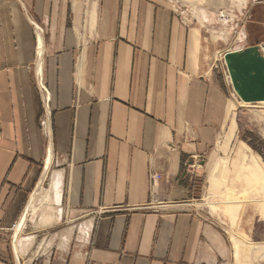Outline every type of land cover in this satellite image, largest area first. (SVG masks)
Here are the masks:
<instances>
[{
  "label": "crops",
  "instance_id": "crops-1",
  "mask_svg": "<svg viewBox=\"0 0 264 264\" xmlns=\"http://www.w3.org/2000/svg\"><path fill=\"white\" fill-rule=\"evenodd\" d=\"M176 10L168 0H0V264H19L34 241L9 237V226L52 170L55 202L67 193L84 239L64 236L31 264L264 257V245L240 243L264 208L238 231L234 217L195 203L189 166L213 158L236 120L204 30ZM39 69L51 136L40 125Z\"/></svg>",
  "mask_w": 264,
  "mask_h": 264
},
{
  "label": "rangeland",
  "instance_id": "rangeland-1",
  "mask_svg": "<svg viewBox=\"0 0 264 264\" xmlns=\"http://www.w3.org/2000/svg\"><path fill=\"white\" fill-rule=\"evenodd\" d=\"M168 1L181 18L204 30L206 43L211 46L215 58L214 71L228 93L236 120L233 138L228 140L227 132L223 133L212 153L213 158L205 165L189 166L193 172L189 173L193 177L192 185L196 187L195 203L202 204L205 211L209 210V204H214L215 213L227 219L234 217L240 231V219L244 215L264 208V103L244 104L236 94L237 99L234 98L233 90L226 83L225 63L220 59L225 52L257 44V39L261 41L259 45L264 44V0ZM211 38L219 42L215 45L218 50L213 49L216 41ZM53 172L48 173L31 204L22 206L15 222L9 226V237H34L30 248L19 253V264L39 262L54 255L62 246L59 239L64 236L72 234V243L84 239L81 221L74 219L78 215L70 210L67 193L61 207L55 202ZM229 201L237 202L229 205ZM249 233L246 241L242 239L240 243L246 252H253L256 245H264V221L259 216H255ZM247 260L243 255L241 264H246ZM251 264H264V257Z\"/></svg>",
  "mask_w": 264,
  "mask_h": 264
},
{
  "label": "water",
  "instance_id": "water-1",
  "mask_svg": "<svg viewBox=\"0 0 264 264\" xmlns=\"http://www.w3.org/2000/svg\"><path fill=\"white\" fill-rule=\"evenodd\" d=\"M224 62L232 88L245 104L264 103V55L257 43L243 50L227 52Z\"/></svg>",
  "mask_w": 264,
  "mask_h": 264
},
{
  "label": "built area",
  "instance_id": "built-area-1",
  "mask_svg": "<svg viewBox=\"0 0 264 264\" xmlns=\"http://www.w3.org/2000/svg\"><path fill=\"white\" fill-rule=\"evenodd\" d=\"M243 49H245V47L238 49V50H234V51H239V50H243ZM234 51H231V52H234ZM226 53L227 52H225L224 55ZM220 60L223 62V64L225 63L223 61V59H220ZM224 67H225L226 83H227V85H229L230 90L232 91L233 88H232L231 79L229 78V74H228V71H227L225 64H224ZM37 77H38V82H39V89L43 95V117L40 121V125H41V128L44 131V133H46V135H48V136H51V134H52L51 111H50L51 92H50V90H49V88H48V86L44 80V76L42 74V69L38 70V76ZM232 92H233L232 96L237 99V97L235 96V92L234 91H232ZM159 178H160V176L158 174L152 175L153 180H157ZM15 227L16 226H14V228ZM88 264H91V263H88Z\"/></svg>",
  "mask_w": 264,
  "mask_h": 264
},
{
  "label": "bare ground",
  "instance_id": "bare-ground-1",
  "mask_svg": "<svg viewBox=\"0 0 264 264\" xmlns=\"http://www.w3.org/2000/svg\"><path fill=\"white\" fill-rule=\"evenodd\" d=\"M213 41H217V40H215V38H211ZM238 50V49H237ZM41 51V50H40ZM229 52H231V51H229ZM261 52H262V54L264 55V44L263 45H261ZM225 56V55H224ZM224 56H223V59H224ZM245 104V103H244Z\"/></svg>",
  "mask_w": 264,
  "mask_h": 264
},
{
  "label": "trees",
  "instance_id": "trees-1",
  "mask_svg": "<svg viewBox=\"0 0 264 264\" xmlns=\"http://www.w3.org/2000/svg\"><path fill=\"white\" fill-rule=\"evenodd\" d=\"M257 42H258V43H261V41H260V40H258V39H257Z\"/></svg>",
  "mask_w": 264,
  "mask_h": 264
}]
</instances>
